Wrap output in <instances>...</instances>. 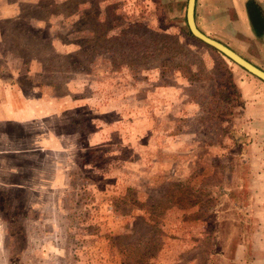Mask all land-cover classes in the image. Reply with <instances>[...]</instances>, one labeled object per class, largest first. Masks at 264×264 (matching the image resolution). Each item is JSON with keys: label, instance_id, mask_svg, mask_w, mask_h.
I'll list each match as a JSON object with an SVG mask.
<instances>
[{"label": "rangeland", "instance_id": "374dc122", "mask_svg": "<svg viewBox=\"0 0 264 264\" xmlns=\"http://www.w3.org/2000/svg\"><path fill=\"white\" fill-rule=\"evenodd\" d=\"M185 4L0 0V264H264V113Z\"/></svg>", "mask_w": 264, "mask_h": 264}, {"label": "crops", "instance_id": "0c3cea01", "mask_svg": "<svg viewBox=\"0 0 264 264\" xmlns=\"http://www.w3.org/2000/svg\"><path fill=\"white\" fill-rule=\"evenodd\" d=\"M219 1L223 3L222 8L218 3ZM245 1L246 0H195L193 11L194 18H196L197 14L202 19L209 20L210 18L217 16L221 9L225 11L232 10L235 14L234 19L236 20L233 25H235V27L239 30V33H241V40L257 42L258 44L262 45L261 43L264 42V35L261 38H257L251 31L245 11ZM255 1L259 4L264 14V0ZM194 22H196V19ZM196 26L199 30H202L200 27H198V25ZM203 33L206 34L204 31ZM241 56L255 66L259 67V65L256 64L252 59H249L244 55ZM259 68L262 69V67ZM235 84L239 91L241 100L243 101L242 117L244 120H246L245 123L248 124L247 129L245 128V130H247L245 131V134L251 135L248 130V126L259 117L261 112L264 113V84L258 80H255V78L252 76H244L241 74L240 78H237V80L235 79ZM237 247L239 250H243L245 247H247V242H243L240 245H237Z\"/></svg>", "mask_w": 264, "mask_h": 264}, {"label": "water", "instance_id": "95a60500", "mask_svg": "<svg viewBox=\"0 0 264 264\" xmlns=\"http://www.w3.org/2000/svg\"><path fill=\"white\" fill-rule=\"evenodd\" d=\"M194 2L195 0H186L185 11H184L185 24L190 34L198 41L215 49L217 52L222 54L224 57L228 58L234 64L241 67L246 72H248L249 74H251L252 76L256 77L257 79H259L264 83V70L255 66L254 64H252L251 62L240 56L238 53H236L235 51H233L223 43L207 36L197 28L193 18Z\"/></svg>", "mask_w": 264, "mask_h": 264}, {"label": "trees", "instance_id": "16d2710c", "mask_svg": "<svg viewBox=\"0 0 264 264\" xmlns=\"http://www.w3.org/2000/svg\"><path fill=\"white\" fill-rule=\"evenodd\" d=\"M244 5H245V11H246V14H247V18H248V21H249V25H250L251 31L253 32L255 37L261 38L264 35V14H263V11H262L261 7L259 6V4L255 0H246ZM193 18H194V14H193ZM183 34H185L188 37L194 38L190 34V32L188 31V29L186 27H185V32H183ZM226 59L229 60L228 58H226ZM235 134H238V133H235ZM238 136H241V137L243 136L244 137L245 135L240 133Z\"/></svg>", "mask_w": 264, "mask_h": 264}]
</instances>
